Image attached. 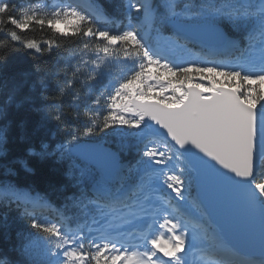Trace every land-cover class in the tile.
<instances>
[{
    "label": "snow or ice",
    "instance_id": "1",
    "mask_svg": "<svg viewBox=\"0 0 264 264\" xmlns=\"http://www.w3.org/2000/svg\"><path fill=\"white\" fill-rule=\"evenodd\" d=\"M0 264H264V0H0Z\"/></svg>",
    "mask_w": 264,
    "mask_h": 264
},
{
    "label": "trees",
    "instance_id": "2",
    "mask_svg": "<svg viewBox=\"0 0 264 264\" xmlns=\"http://www.w3.org/2000/svg\"><path fill=\"white\" fill-rule=\"evenodd\" d=\"M30 35H35L37 38H39V37H40L41 35H43V34L37 32V33H30ZM108 140H109V142H111V141H112V137H109Z\"/></svg>",
    "mask_w": 264,
    "mask_h": 264
}]
</instances>
